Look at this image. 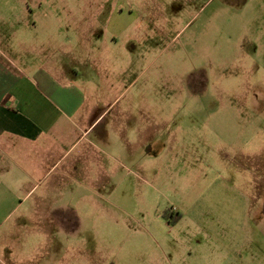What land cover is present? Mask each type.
<instances>
[{
    "label": "rangeland",
    "instance_id": "obj_1",
    "mask_svg": "<svg viewBox=\"0 0 264 264\" xmlns=\"http://www.w3.org/2000/svg\"><path fill=\"white\" fill-rule=\"evenodd\" d=\"M44 8L63 10V25L79 21L77 32L61 35L63 60L89 61L79 73L109 90L94 99H102L95 116L105 122L126 108V121L144 133L132 136L139 155L106 158L112 172L91 177L79 152L93 134L84 120L64 135L80 142L72 180L46 193L53 173L0 185V264H264V218L257 224L246 205L251 174L264 169V0H65ZM73 12L78 18L67 17ZM86 15L93 17L82 24ZM151 122L154 152L144 146ZM110 136L119 134L112 128ZM57 206L69 207L71 220L42 222Z\"/></svg>",
    "mask_w": 264,
    "mask_h": 264
},
{
    "label": "crops",
    "instance_id": "obj_2",
    "mask_svg": "<svg viewBox=\"0 0 264 264\" xmlns=\"http://www.w3.org/2000/svg\"><path fill=\"white\" fill-rule=\"evenodd\" d=\"M54 1L65 0H0V185L6 188H14L21 183H24L23 186L31 185L34 176L44 172L45 175L53 173L56 176L44 192L57 190L58 183L72 180L79 171V152L87 155V170H93L92 174L88 173L91 177L95 176L93 174L112 172L106 158L119 161L121 154L130 158L139 155V149L131 141L132 136L142 139V126L126 121L129 119L125 114L126 108L116 111L105 122L104 118L100 119L101 115L95 116L94 111L98 110L102 97L109 90L101 91V86L94 82L91 75L79 73L81 66L86 71L90 69L89 61L80 66L76 57L70 56L64 62L61 35L64 31L77 32L80 26L78 19L63 25V10L44 8L46 2ZM78 16L76 12L67 14L74 19ZM86 17L82 24H89L93 15ZM89 30L91 27L82 28L83 32ZM100 80L108 82L105 75ZM95 98L102 99L97 103ZM84 106L85 116L82 114ZM129 116L132 118L130 110ZM84 120L89 124L87 130H92L93 134L78 152L74 150L80 143L78 139L69 145V142H64V135L69 136L70 128L80 131ZM96 123H102L97 132L94 131ZM152 125L157 128V124L151 122L150 129L145 130L146 133L148 130L151 132L144 140V146L148 145L150 152H154L159 143ZM112 128L119 134L117 139L110 136ZM139 148H143L141 144ZM69 152H72L71 159L64 163V156ZM16 171L19 173L17 176ZM261 171L263 175L251 174L252 194L246 204L250 203L249 208L253 209L257 224L264 218L261 217L264 199L259 197L264 169ZM66 187L74 192L71 183L67 182ZM253 192L260 201L256 213ZM52 210L48 218H41L42 222L64 225L71 220L68 212L73 211L69 207L57 206ZM258 231L259 237L264 240V226ZM245 240L253 241L252 238ZM239 256L242 258V254Z\"/></svg>",
    "mask_w": 264,
    "mask_h": 264
}]
</instances>
